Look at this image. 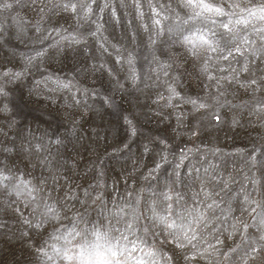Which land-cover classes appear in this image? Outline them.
<instances>
[{
    "label": "rangeland",
    "instance_id": "374dc122",
    "mask_svg": "<svg viewBox=\"0 0 264 264\" xmlns=\"http://www.w3.org/2000/svg\"><path fill=\"white\" fill-rule=\"evenodd\" d=\"M64 2L0 0V264H264V21L224 60L184 36L227 16Z\"/></svg>",
    "mask_w": 264,
    "mask_h": 264
},
{
    "label": "snow or ice",
    "instance_id": "6c2138e0",
    "mask_svg": "<svg viewBox=\"0 0 264 264\" xmlns=\"http://www.w3.org/2000/svg\"><path fill=\"white\" fill-rule=\"evenodd\" d=\"M92 3H95L96 0H91ZM180 6L185 9H190L192 15L189 17V20H197L203 19L204 21H211L213 24H217V21L213 19V17H225L228 19L226 21H220L217 27L219 29H223V32L220 33V39H217V32L212 29H200L197 28L195 31L191 32L189 35L184 36V43L188 45V50L193 55H198L201 50L205 52H220L221 57L224 60L228 59V56L232 54V51L229 50L228 55H223L225 49L228 48L230 40H234L235 36H230L228 39H225L229 33H234L238 31L237 26H247L252 20H262L264 21V0H260L259 3L255 4V6L243 9L241 8L242 15H238L236 12L228 13L225 11V8L229 6L232 8H240V0H178ZM149 6L152 8V13L154 16H159L160 13L157 11L155 7L152 6V0H148ZM133 4L135 7H142V0H133ZM10 4L0 5V7H10ZM107 3H105V7H107ZM64 9L71 10L76 12L78 7L77 3L72 2V0H65L63 4ZM160 7H164V5H160ZM88 11H91L90 4L88 5ZM142 14V13H141ZM153 23L156 25L160 24V20L157 18L153 20ZM183 23L187 24L188 20L183 21ZM258 31L264 32V27L260 28ZM95 35V33H92ZM264 38V37H262ZM221 42H223V47H221ZM238 51V49H236ZM42 52H37V56L42 55ZM131 63V61H129ZM204 71H207V65L204 68ZM134 79V75H133ZM255 83V81H253ZM67 87V85H64ZM2 89H0V93H2ZM195 105V101H192ZM201 108L205 107V105L201 104ZM131 123V122H129ZM147 151V147L145 148ZM160 165L158 164L157 167ZM6 179L0 174V180ZM167 198V197H166ZM211 207V205H209ZM160 222L162 224H166V227L169 229H173L176 227L175 222L167 223L166 217H160ZM264 238V237H262ZM179 246V245H178ZM135 251V249H133ZM253 253H258V249L253 248L251 250ZM113 257H115V253H112ZM255 256H253V259ZM137 264H143V261H138Z\"/></svg>",
    "mask_w": 264,
    "mask_h": 264
},
{
    "label": "clouds",
    "instance_id": "9594fccd",
    "mask_svg": "<svg viewBox=\"0 0 264 264\" xmlns=\"http://www.w3.org/2000/svg\"><path fill=\"white\" fill-rule=\"evenodd\" d=\"M55 249V246L53 245ZM104 252L107 253L105 256L100 255V250H92L90 252L85 253L80 257L81 264H109L111 261L112 264H115V261L112 258L111 251L108 249H103ZM47 255V253H46ZM87 257V259H85ZM65 259L67 260L68 257L65 255ZM75 257H72V260L75 261Z\"/></svg>",
    "mask_w": 264,
    "mask_h": 264
}]
</instances>
